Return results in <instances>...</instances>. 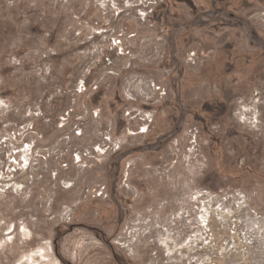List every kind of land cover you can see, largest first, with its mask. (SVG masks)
I'll list each match as a JSON object with an SVG mask.
<instances>
[{
  "label": "rangeland",
  "instance_id": "1",
  "mask_svg": "<svg viewBox=\"0 0 264 264\" xmlns=\"http://www.w3.org/2000/svg\"><path fill=\"white\" fill-rule=\"evenodd\" d=\"M0 264H264V0H0Z\"/></svg>",
  "mask_w": 264,
  "mask_h": 264
}]
</instances>
